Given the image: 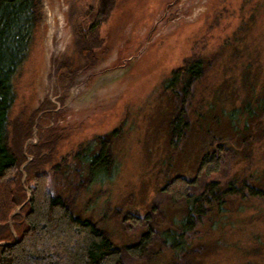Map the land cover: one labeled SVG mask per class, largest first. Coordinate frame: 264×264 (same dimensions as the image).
Wrapping results in <instances>:
<instances>
[{
    "label": "rangeland",
    "instance_id": "rangeland-1",
    "mask_svg": "<svg viewBox=\"0 0 264 264\" xmlns=\"http://www.w3.org/2000/svg\"><path fill=\"white\" fill-rule=\"evenodd\" d=\"M39 4L35 43L14 78L10 115L16 122L36 117L22 168L33 158L28 149L50 140L53 154L43 168L53 193L121 249L119 264H264V198L232 197L223 213L204 217L177 254L164 232L179 228L186 207L163 191L176 175L195 178L200 158L212 151L222 157L221 169L199 175L195 192L234 177L264 188V0ZM92 23H100L104 48L87 67L79 47ZM198 44L204 71L193 84L190 129L174 148L176 102L168 82ZM245 106L253 118L246 119ZM106 140L110 167L93 178L90 161ZM83 144L89 149L77 153ZM65 158L69 165L52 169ZM149 228L146 251L129 253L127 246Z\"/></svg>",
    "mask_w": 264,
    "mask_h": 264
},
{
    "label": "trees",
    "instance_id": "trees-1",
    "mask_svg": "<svg viewBox=\"0 0 264 264\" xmlns=\"http://www.w3.org/2000/svg\"><path fill=\"white\" fill-rule=\"evenodd\" d=\"M40 14L39 0H0V264H119L121 249L114 246L96 223L74 215L65 199L53 193L50 171L43 168L52 158L54 144L50 140L30 147L27 155L32 154L33 158L22 168L28 160L24 143L33 135L36 117L26 122L10 118L17 98L14 78L31 55ZM82 31L80 55L86 66L92 67L97 62L98 52L104 48L100 23H92ZM198 47L199 44L194 46L190 56L172 71L168 82L176 102V113L171 122L174 148L190 129L188 105L193 84L204 71L205 62ZM242 113L246 119L254 117L251 106H245ZM105 142L106 145L95 152L90 161L89 173L93 178L110 167V141ZM87 149L89 145L83 144L77 153ZM45 150L49 151L48 156L44 155ZM67 159L52 169L69 165ZM221 165L219 154L206 152L200 158L195 178L176 175L163 186V191L173 201H183L186 207L179 228L164 232L165 242L170 236L177 254L185 249L189 234L204 217L211 212L223 213L232 197L264 198V188L235 177L225 185L209 181L201 191L193 190L199 175L218 172ZM130 218L136 223L141 222L138 216ZM152 236L149 228L137 242L127 246V251L142 255L151 244Z\"/></svg>",
    "mask_w": 264,
    "mask_h": 264
}]
</instances>
